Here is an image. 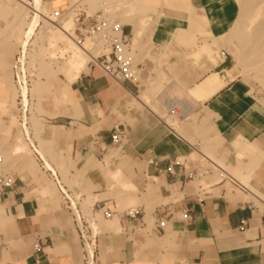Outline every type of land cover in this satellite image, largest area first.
Instances as JSON below:
<instances>
[{
    "label": "crops",
    "instance_id": "crops-1",
    "mask_svg": "<svg viewBox=\"0 0 264 264\" xmlns=\"http://www.w3.org/2000/svg\"><path fill=\"white\" fill-rule=\"evenodd\" d=\"M40 1V11L44 1L61 11L70 3ZM120 2L135 18L147 10L156 14L148 35L125 24L137 62L154 70L138 87L117 82L99 66L86 69L84 58L73 54L69 22L47 33L69 53L64 67L71 82L58 88L77 114L60 124L72 128L64 143L70 176L91 190L92 204L111 203L114 210L110 219L97 216L101 264H264V0ZM10 40L0 45V175L14 183L0 185V264H81L72 214L46 193L40 175L9 155L14 109L3 55H10ZM29 55V63L37 59L50 73L41 53ZM42 88L38 81L32 91ZM174 105L181 116L170 113ZM116 128L127 134L110 168L132 187L124 197L109 195L104 164H98L117 147L111 141ZM216 159L226 166L220 180ZM204 168L211 173L189 177ZM131 210L137 213L128 216ZM165 215L169 220L159 231Z\"/></svg>",
    "mask_w": 264,
    "mask_h": 264
},
{
    "label": "rangeland",
    "instance_id": "rangeland-1",
    "mask_svg": "<svg viewBox=\"0 0 264 264\" xmlns=\"http://www.w3.org/2000/svg\"><path fill=\"white\" fill-rule=\"evenodd\" d=\"M70 3L78 2L80 6L85 8L88 7L89 13L93 14L98 11H105L110 17L116 18L124 24L131 23L139 25L142 30L139 36L148 35L154 23L156 14L152 11H145L139 17H133V12L130 13L126 4L120 2V0H69ZM31 0H0V45L4 47L9 44V39L14 45L12 50H10V55H3L4 59H7V67L10 72V86H11V96H12V106L14 109L13 117L11 118V131L9 144V155L13 163L16 160L24 161L29 165V170L36 175H40L41 183L45 186V191L48 195L57 199L59 207L66 209L62 203V195L60 189L56 182L52 179L49 174L47 163L52 167H55L62 180L68 184L74 190L87 193L88 204H92L93 196L91 190L82 187L79 180V176H70L72 160L70 157V152L66 148V134L72 131L71 127H62L61 123L64 124L62 119H66L67 115L76 117L77 114L73 110L72 104H67L61 97L60 90L58 86L60 84H69V74L64 67L66 61L69 57V53L63 54L60 47H64L61 40H57L56 37H51L52 41L47 37V33H55L60 25L65 22L70 23L69 32H72L75 23L72 16H69L62 20L60 25H56L47 18L43 19L42 14L37 15L32 13ZM36 3V1H35ZM39 6L36 7L40 9L41 1L37 2ZM44 7L41 11L48 17H50V12L53 10L49 8V3L44 1ZM135 15V14H134ZM57 26V27H56ZM27 33H32L31 35V45L30 48L32 53L35 51L41 53L43 59L47 63V67L50 71L47 72L41 70V65L38 60L32 61L29 66L28 63V73L31 78L30 85L28 86V104L24 108L20 107L17 100V91L14 85V62L15 53L18 52L20 45H23L26 39ZM68 34V33H67ZM69 35V34H68ZM8 36L7 42L5 37ZM70 41V40H69ZM73 49L78 47L70 41ZM88 43V42H87ZM86 43V44H87ZM11 45V44H10ZM3 47V51L4 50ZM53 52V56L51 55ZM56 52V53H55ZM89 58L86 57V61ZM152 72L145 76L144 79L151 76ZM143 79V80H144ZM41 81L43 83V88L40 92H33L32 89L34 85ZM37 117L42 123V127L39 128L34 123L33 118ZM177 118V117H176ZM169 123L177 125V121L169 117L167 118ZM52 127V128H51ZM53 129L54 133L50 137V131ZM57 130V131H56ZM42 142V143H41ZM117 147H111L109 152L100 159L99 165H103V170L109 183L107 187L110 189L109 195L124 197L126 193H129L132 189L130 185H127L120 173H116L110 168L111 165V154L114 150H118ZM21 151V152H20ZM22 153V155H21ZM4 155L3 153H0ZM69 156V158H68ZM6 159V158H5ZM216 161L226 169L223 161L216 159ZM216 180L221 179V170L213 167ZM80 173V172H77ZM80 175V174H79ZM117 197V198H118ZM97 199V198H96ZM121 203V201H118ZM113 207L111 203L108 204ZM72 219V218H71ZM75 228V227H74Z\"/></svg>",
    "mask_w": 264,
    "mask_h": 264
},
{
    "label": "built area",
    "instance_id": "built-area-1",
    "mask_svg": "<svg viewBox=\"0 0 264 264\" xmlns=\"http://www.w3.org/2000/svg\"><path fill=\"white\" fill-rule=\"evenodd\" d=\"M32 13L36 14V10L31 7ZM42 18H47L56 25H60L62 20L72 16L75 27L72 32L67 30L69 36L74 40L75 44L83 47L85 51L91 55L89 68L99 66L105 75L111 77L119 83H132L136 87L139 86L141 80L152 72L151 68L138 63L135 53L132 51L131 34L125 31V24L116 18L110 17L105 11L89 13L80 3H68L64 11L52 10L50 17L42 13ZM61 26V25H60ZM30 34V39H31ZM88 42V43H87ZM87 43V44H86ZM31 42L28 45H20L15 56L14 62V85L17 91V100L20 107L24 108L26 103L24 99L28 98V86L31 78L28 73V53L31 50ZM224 55L226 51L222 52ZM24 87L27 91L24 93ZM170 113L174 116H181L178 106L174 105L170 108ZM127 132L124 128H116L111 132V141L118 145L122 142ZM1 160V158H0ZM169 173H173V166L169 165L166 169ZM49 174L58 185L63 206L69 210L73 216L75 229L78 232L81 241V264H101L99 258L98 238L100 230L97 225V216L99 213L106 219L114 216V210L107 203L86 202V196L71 188L66 184L55 168H48ZM211 173L210 168L195 170L190 173V178H200ZM225 177V175H222ZM14 178L10 175H0V185L9 187L13 185ZM255 196L256 193H253ZM137 210H131L128 216H134ZM188 213H183V218H187ZM168 215L162 217L157 226L161 231L168 222ZM246 221L243 220L240 228L244 229ZM37 252L44 253L40 244L37 245Z\"/></svg>",
    "mask_w": 264,
    "mask_h": 264
},
{
    "label": "bare ground",
    "instance_id": "bare-ground-1",
    "mask_svg": "<svg viewBox=\"0 0 264 264\" xmlns=\"http://www.w3.org/2000/svg\"><path fill=\"white\" fill-rule=\"evenodd\" d=\"M35 1H36V3H35ZM31 0V7L34 9V10H36V14L37 15H40L41 14V11H40V9H38L37 7H36V5L37 6H39L38 5V1H40V0ZM36 4V5H35ZM29 40H30V33H27V37H26V39H25V41H24V43H23V45L26 47L27 45H28V43H29ZM73 43L75 44V42H74V40H73ZM76 45V44H75ZM77 46V45H76ZM78 48L77 49H74V51H73V54L76 56V57H78V58H84V64H83V66L86 68V69H88L89 70V61L91 60V55H89L88 54V52L87 51H85V49L83 48V47H79V46H77ZM29 54V53H28ZM28 66H29V62H30V55H28ZM86 57H88L89 58V60L88 61H86ZM75 62V61H74ZM82 66V65H81ZM71 70V69H70ZM80 72V71H79ZM33 90V89H32ZM25 91H27V88H25L24 87V93H25ZM24 101H25V103L26 104H28V98L26 97L25 99H24ZM47 167L48 168H52V166L49 164V163H47ZM221 174L222 175H226V172H225V170L224 169H222L221 170Z\"/></svg>",
    "mask_w": 264,
    "mask_h": 264
}]
</instances>
